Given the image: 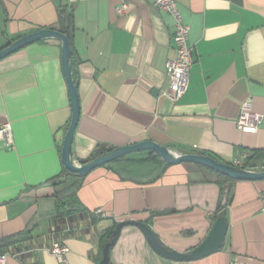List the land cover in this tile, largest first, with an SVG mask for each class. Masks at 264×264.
Segmentation results:
<instances>
[{
    "label": "crops",
    "instance_id": "obj_1",
    "mask_svg": "<svg viewBox=\"0 0 264 264\" xmlns=\"http://www.w3.org/2000/svg\"><path fill=\"white\" fill-rule=\"evenodd\" d=\"M178 2L196 57L186 94L173 101L164 93L174 19L154 0H0V50L59 30L60 9L73 13L75 164L147 140L221 162L264 157V117L257 133L235 125L246 102L264 116V0ZM122 4L128 11L116 14ZM62 54L61 40L46 38L0 61V128L10 124L13 138L11 146L0 141V254L8 264H59L50 247L61 242L69 264H101L103 239L125 220L148 224L170 250L198 247L217 219L221 188L215 172L194 163L154 168L130 162L136 157L99 167L58 216L56 193L74 184H51L66 169L62 145L73 114ZM225 217L224 246L205 258L166 259L129 225L110 262L264 264V179L232 183Z\"/></svg>",
    "mask_w": 264,
    "mask_h": 264
},
{
    "label": "water",
    "instance_id": "obj_2",
    "mask_svg": "<svg viewBox=\"0 0 264 264\" xmlns=\"http://www.w3.org/2000/svg\"><path fill=\"white\" fill-rule=\"evenodd\" d=\"M46 38H57L62 42L64 73L69 85L71 95L73 111L72 120L66 132L62 145V163L68 171L81 176H87L93 170L111 164L117 160L123 159L128 155L152 151L155 152L164 162L169 165L194 163L206 168H210L236 181L264 179V171H250L237 168L228 163L218 161L217 159L208 155L197 153H176L169 148L161 146L150 140L142 141L128 146L118 147L106 154L92 159L87 163H83L80 165L75 164L72 160V145L74 142L75 131L80 120V100L78 87L73 77V52L68 37L55 29L38 30L17 39L5 48L1 49L0 61L12 55L13 53H16L19 50ZM129 225L140 228L146 236L153 250L159 255L166 259L179 262L196 261L221 250L224 246L229 228L226 217L220 216L216 219L207 238L198 247L194 248L190 252H178L165 247L148 224L136 220H125L119 222L116 225L111 240L105 244L102 250L103 258L101 264H111V248L117 242L122 229L125 226Z\"/></svg>",
    "mask_w": 264,
    "mask_h": 264
},
{
    "label": "built area",
    "instance_id": "obj_3",
    "mask_svg": "<svg viewBox=\"0 0 264 264\" xmlns=\"http://www.w3.org/2000/svg\"><path fill=\"white\" fill-rule=\"evenodd\" d=\"M154 5L160 10L170 14L174 19L175 32L173 42L175 48L174 58L166 62V77L168 80L165 96L173 101L180 100L187 92L190 82V74L195 62V46L189 41L190 26L184 21L178 0H154ZM128 4H122L114 8L116 14H124L128 11ZM263 115L252 111L250 102L243 105L240 116L235 122L238 130L248 133H257L263 121ZM6 140L8 145H13L11 125L6 124L0 128V141ZM244 158L237 157L232 161V166L245 169L247 165ZM245 170L264 171V169L251 168L249 165ZM99 214V212H97ZM50 252L54 255L59 264H69L67 254L69 248L61 242H54L50 247ZM9 255L0 254V264H8Z\"/></svg>",
    "mask_w": 264,
    "mask_h": 264
},
{
    "label": "trees",
    "instance_id": "obj_4",
    "mask_svg": "<svg viewBox=\"0 0 264 264\" xmlns=\"http://www.w3.org/2000/svg\"><path fill=\"white\" fill-rule=\"evenodd\" d=\"M59 25L60 28L59 32L63 33L64 35H66L70 41V45L72 44V40L74 37V32H75V21H74V16L73 13L68 9V8H63L60 9L59 11ZM42 40L38 41L41 42ZM113 150V149H111ZM111 150H109L108 152H110ZM106 152V153H108ZM106 153H102L100 155L106 154ZM147 153V157H159L155 152L149 151L146 152ZM98 155V156H100ZM98 156H92L88 161H86L85 163L91 161L92 159L98 157ZM216 159V158H215ZM121 160V159H120ZM120 160H117L115 162H118ZM226 163L232 165V162H227ZM114 163V162H113ZM248 167L249 165L251 166V168L256 167L255 162H254V157H250L246 160L245 163ZM110 165V164H108ZM165 167H169L171 165L167 164L166 162H164L163 164ZM246 167H244L246 169ZM206 168V167H205ZM213 172L216 173L218 179L216 181V183L220 186L221 188V198H220V202H219V206L216 212V217H220V216H225L226 215V207L230 204L231 202V184L234 183L236 180H233L225 175H222L210 168H207ZM87 176H81L78 175L76 173H72L70 171H68L67 169H65V171L60 175L57 176L56 178H54L51 181V184L55 187L64 184L68 181H72L74 182L73 186L70 187L68 190L65 191H61V192H57L56 193V200H57V213L59 217L64 216L65 214H67L65 208H66V202L68 201H74L77 191L79 190V188L82 186V184L84 183L85 179ZM113 230L109 231L105 238L103 239L102 245H101V249L104 248L105 244L111 240L112 238V234H113Z\"/></svg>",
    "mask_w": 264,
    "mask_h": 264
},
{
    "label": "rangeland",
    "instance_id": "obj_5",
    "mask_svg": "<svg viewBox=\"0 0 264 264\" xmlns=\"http://www.w3.org/2000/svg\"><path fill=\"white\" fill-rule=\"evenodd\" d=\"M138 158V159H129V160H133L130 162H137V163H133L135 165H150L151 167H160L164 164V161L160 158V157H147V153L143 152V153H136V154H132V155H128L125 158ZM264 158V157H262ZM259 158L257 160H254L257 169H264V159ZM262 163V164H261Z\"/></svg>",
    "mask_w": 264,
    "mask_h": 264
}]
</instances>
